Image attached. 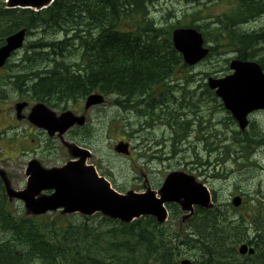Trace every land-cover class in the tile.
I'll return each instance as SVG.
<instances>
[{"label": "trees", "instance_id": "trees-1", "mask_svg": "<svg viewBox=\"0 0 264 264\" xmlns=\"http://www.w3.org/2000/svg\"><path fill=\"white\" fill-rule=\"evenodd\" d=\"M156 1L55 0L39 12L7 9L0 4V42L15 30L26 27L31 33L38 26L64 28L73 38H81L82 62L68 64L64 60L47 58L53 65L44 75L36 73L37 66L23 71L30 93L54 106L80 100L95 90L129 97L137 92L154 90V101L159 105L165 96L160 92L164 88L160 87L187 65L172 44L171 30L157 26L149 17L150 6ZM235 2L233 12L225 13L216 21L218 27L212 33L216 46L211 47V53L220 46H230L236 49L240 58H259L264 66V48L259 46L264 44V29L252 32L240 29L242 24L264 14V0ZM203 29L211 38L210 31L206 27ZM73 38L50 46L62 55V46L66 48V43L72 44ZM40 49L41 46L29 43L26 58L31 53L38 62ZM18 83L19 80L16 86ZM165 89L167 91V87ZM239 141L246 143V149L254 143L248 134ZM3 200L0 189V227L11 232L14 239L5 241L0 237V264H34L35 259L44 264H178L176 255L179 251L168 247L166 232L158 228L152 218L132 224L113 223L112 228L105 231L86 226L81 234L67 232L58 241V236L48 235L34 222L8 214ZM176 211L173 209V214ZM211 221L216 223V219ZM214 222H210V228L205 226L199 230L205 236L200 239V245L207 251V262L215 259V253L225 256L224 250L228 248L223 244L212 247L216 239L221 243L228 236L225 234L223 238L221 232L225 229ZM208 229L213 231L209 233L212 237L217 236L216 239L204 233Z\"/></svg>", "mask_w": 264, "mask_h": 264}, {"label": "rangeland", "instance_id": "rangeland-1", "mask_svg": "<svg viewBox=\"0 0 264 264\" xmlns=\"http://www.w3.org/2000/svg\"><path fill=\"white\" fill-rule=\"evenodd\" d=\"M235 4V0H206L205 4L202 5L192 3L189 0H157L150 6V19L157 26L164 27L167 30H172L180 26L203 25L210 31L213 37L212 33L217 26V19L225 13L233 12ZM197 11H201V13L194 19L192 14ZM262 28H264V16L240 26V29L246 32L260 30ZM35 31L36 29L28 36L26 44L32 41L37 42L39 39L44 38L40 34V31ZM41 32L48 34V39L45 38L43 40L45 42L65 37V33L60 31L59 27L51 28L47 32L41 30ZM212 41V38H209L207 43L215 46V43ZM259 46L264 48V44ZM217 49L214 54L201 63L195 66L181 68L174 77L176 80L181 78V81L185 85H188V90L196 93L194 96H191L183 89L181 91L177 90L175 94L176 104L172 105L171 109L175 112L177 118H180L182 115V119H191L192 123L190 126L194 131L189 138L183 141L184 143L188 142L186 145H183L186 150H180L176 144L177 152L174 155L173 161L166 162L160 160V158L158 159V157L162 156V151H166L168 155L169 150L172 148L170 142L173 136L172 129L166 125L147 128L143 123H139L141 121L137 118L135 110L127 111L125 107L115 106L113 96H106L100 106L93 107L94 109L91 108L90 110L93 109L92 111L89 110L90 118L87 124L91 132H89L90 136L85 140V143L78 137L75 138L81 142L80 145L91 151L92 155L88 159V163L95 164L98 172L110 179L118 188L123 186V191L130 189L141 190L145 184H151L153 181L162 182L172 170L183 169L185 171H194L191 168L196 170L199 168L196 174L198 177H195L200 182L206 183L211 189L214 204L221 203L225 208L223 211L228 212L226 213L227 220H220L214 224L219 228L221 226L225 229L221 232L223 238L227 232H231V237H233L235 233L231 230V225H239L242 217H244L246 220H244L243 224L248 228V233H245V239L248 238V240L252 241L261 234L260 242H262L261 250H263L264 143L261 146L259 145L254 151H248L243 147L246 143L235 141V139L243 137V135L240 136L241 131L237 123L231 120L230 113L223 108L220 100L209 90L207 85L208 78L211 76L224 77L230 74L232 72L229 67L230 62L237 57V53L233 47L220 46ZM24 52V49L20 50L10 60L9 63L11 64L0 70V90H4L0 94V108L2 109L0 128L7 126L5 129L6 132H4L6 133L5 136H7L5 143L8 146L10 142L12 146V148L8 149L4 144L5 136L2 137V140H0V144H3L0 147V165L8 171L9 176L12 178L13 186L16 189L25 186V176L22 173L26 167L27 160H29L28 158L35 157L31 153L33 148L38 151V160L47 167L63 165L66 161L72 159L70 149L72 143H69L67 146L69 139L67 136H61L59 139L55 138L53 140L56 143L55 146L57 149H53L51 153L45 148V145L49 142L46 140L49 139L46 136L39 138L35 132L26 138V134L30 132L29 121L27 118L24 120H17L16 118V103L26 99H23V95L19 94L18 89H14L13 80L15 78L12 80L11 76L18 74L19 69L25 65V62L21 60ZM17 69L18 71L16 72ZM188 80H193L194 82L188 84ZM84 104V101L80 106L73 103L68 109L72 111L83 110ZM190 107L193 113L190 112ZM27 111L26 109L23 113L27 114ZM56 112L60 113L58 111ZM249 119L251 125L247 130L248 134L256 141H264V111L251 114ZM134 130L138 132L135 133ZM202 130H206L205 132L210 134V137L204 138ZM27 139L30 141V144L33 142V139L35 143L28 146ZM125 139H128L131 144L133 143L137 147L133 151V156L129 158L118 155L114 149L119 140ZM24 141L28 152H24L22 155L26 156L15 157L18 147ZM217 146L221 148L220 150H222L224 155H228L231 152V156H229L230 160L226 163L221 161L217 162L222 154L217 155V153H214L212 156L209 155L208 150L214 148L216 151ZM43 147L46 150L45 152ZM156 150H160L161 152L157 153L158 156L155 159H149L147 157L142 160L136 158V154L140 152H145L149 156L156 152ZM179 158L181 161L177 160ZM203 172L207 176L203 175L202 177L201 173ZM47 192L49 191L45 190L44 194H48ZM235 196H241L243 198L240 207H235L232 203ZM13 207H16L15 212L18 216L32 217V215L26 212L22 203L20 204L18 201L14 202ZM18 210H21V213ZM81 216V214H72L69 216L62 214L58 210L33 218H36L37 220L35 221L41 225L46 222L50 228L57 224L55 229L48 230L57 231L59 236L61 231H66L65 228L60 229L62 228L61 224L73 223L78 225L82 223L83 225V222H88V220H84ZM95 216H98L97 219L90 220V224L93 227L97 226L100 222V217H103L100 213ZM185 219L179 223L171 221L169 225L173 224V227L177 226V229H179L182 225L181 222ZM254 221L259 222L261 229L255 228ZM73 228L77 234H81L84 229L78 226ZM199 230L197 228V231ZM204 233L211 235L209 232ZM203 238L205 239L204 235H202L201 239ZM56 240L59 241V239ZM221 241L220 243L216 239L215 244H211L212 247L215 248L220 244L228 247L226 246L229 244L227 237L224 241L223 239ZM224 254L226 257L235 259L234 253L229 248L224 250ZM33 262H35L34 264H44L39 259H35ZM254 262L259 264L262 261L254 258L252 263L249 261L247 264H255Z\"/></svg>", "mask_w": 264, "mask_h": 264}, {"label": "water", "instance_id": "water-1", "mask_svg": "<svg viewBox=\"0 0 264 264\" xmlns=\"http://www.w3.org/2000/svg\"><path fill=\"white\" fill-rule=\"evenodd\" d=\"M54 0H8V7L43 9L53 3ZM25 30H21L7 39V44L0 48V66L3 65L11 52L21 47L25 38ZM173 43L176 50L183 54L186 63L193 65L208 55L209 49L204 46L203 35L193 28H178L173 32ZM231 67L236 70L232 75L223 78H210L209 85L217 89V94L222 97L225 106L238 120L242 129L248 125L247 115L256 109L264 108V73L261 66L255 62L234 60ZM103 101L99 95H91L87 105ZM24 104L18 105V110ZM35 109L32 120L54 133L60 129L64 132L74 124L76 118L70 113L63 118H55L54 113L44 106ZM71 115V116H70ZM83 122V120H79ZM117 149L127 152L126 146L120 144ZM74 153L81 155L78 162H70L60 169H38V163L34 162L28 188L18 195L26 201L28 209L35 214L44 213L63 207L65 213L80 211L85 214H93L102 211L115 218L131 221L141 214H155L159 220H164L166 210L163 203L175 200L188 208L192 201L203 204L206 196L201 194L202 189L194 180L184 173L174 172L168 176L162 188V197L157 199L155 192L148 190L146 193L137 194L133 191L127 195H120L110 188L109 182L100 178L93 166H85L87 152H81L78 148ZM55 189L51 196H36L43 189ZM184 198V200H182ZM236 199L235 203L239 204Z\"/></svg>", "mask_w": 264, "mask_h": 264}, {"label": "flooded vegetation", "instance_id": "flooded-vegetation-1", "mask_svg": "<svg viewBox=\"0 0 264 264\" xmlns=\"http://www.w3.org/2000/svg\"><path fill=\"white\" fill-rule=\"evenodd\" d=\"M28 109L30 108V103L28 102ZM32 109V108H31ZM80 131V130H79ZM39 132H45V131H43V130H41V131H39ZM46 148V147H45ZM47 149V151H50V149H48V148H46ZM260 237H261V234H259V236L257 237L258 239H260ZM242 239H243V241L245 240V242L247 241V243L249 244V246L252 244L253 246H255L256 248H257V251H256V253L254 254V255H244V256H241V258H240V260H242L243 262L241 263V264H247L249 261H251V262H253V259L255 258V257H252V256H255V255H257V258L259 259V261H262L260 264H264V248H263V252H261V249H260V247L258 246V245H256L255 243H254V241L256 240V239H254V240H248V238L247 239H244V237H242ZM242 241V242H243ZM259 243V245L261 246V244H260V242H258ZM241 245V244H240ZM248 256H250V257H248ZM255 263V262H254ZM256 264V263H255Z\"/></svg>", "mask_w": 264, "mask_h": 264}, {"label": "bare ground", "instance_id": "bare-ground-1", "mask_svg": "<svg viewBox=\"0 0 264 264\" xmlns=\"http://www.w3.org/2000/svg\"><path fill=\"white\" fill-rule=\"evenodd\" d=\"M206 220H207V218H204V220L200 224H198L197 228L202 230V228L206 226V223H205ZM216 223H217V220H216ZM216 223L214 222V224H216ZM198 233H199V231H198Z\"/></svg>", "mask_w": 264, "mask_h": 264}]
</instances>
